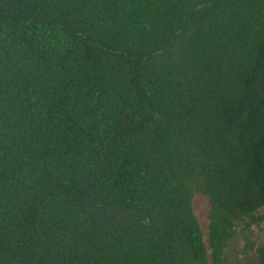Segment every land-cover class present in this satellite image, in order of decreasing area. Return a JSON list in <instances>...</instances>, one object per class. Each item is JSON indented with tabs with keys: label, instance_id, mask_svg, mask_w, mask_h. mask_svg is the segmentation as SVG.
Wrapping results in <instances>:
<instances>
[{
	"label": "trees",
	"instance_id": "1",
	"mask_svg": "<svg viewBox=\"0 0 264 264\" xmlns=\"http://www.w3.org/2000/svg\"><path fill=\"white\" fill-rule=\"evenodd\" d=\"M262 222L264 0H0V264H225Z\"/></svg>",
	"mask_w": 264,
	"mask_h": 264
},
{
	"label": "rangeland",
	"instance_id": "2",
	"mask_svg": "<svg viewBox=\"0 0 264 264\" xmlns=\"http://www.w3.org/2000/svg\"><path fill=\"white\" fill-rule=\"evenodd\" d=\"M192 207L206 242L210 201L195 194ZM258 249L264 250V223L250 225L248 229L238 227L235 237L225 250V264H256Z\"/></svg>",
	"mask_w": 264,
	"mask_h": 264
}]
</instances>
